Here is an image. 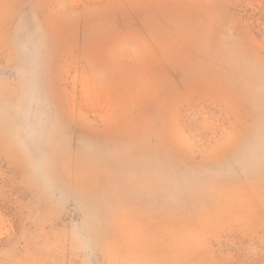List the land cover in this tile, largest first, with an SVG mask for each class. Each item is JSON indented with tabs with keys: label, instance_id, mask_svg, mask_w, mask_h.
Here are the masks:
<instances>
[{
	"label": "rangeland",
	"instance_id": "obj_1",
	"mask_svg": "<svg viewBox=\"0 0 264 264\" xmlns=\"http://www.w3.org/2000/svg\"><path fill=\"white\" fill-rule=\"evenodd\" d=\"M0 264H264V0H0Z\"/></svg>",
	"mask_w": 264,
	"mask_h": 264
}]
</instances>
